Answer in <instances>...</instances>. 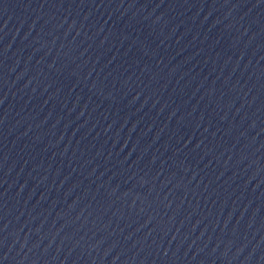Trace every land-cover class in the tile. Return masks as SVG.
<instances>
[{
  "label": "water",
  "instance_id": "water-1",
  "mask_svg": "<svg viewBox=\"0 0 264 264\" xmlns=\"http://www.w3.org/2000/svg\"><path fill=\"white\" fill-rule=\"evenodd\" d=\"M0 264H264V0H0Z\"/></svg>",
  "mask_w": 264,
  "mask_h": 264
}]
</instances>
